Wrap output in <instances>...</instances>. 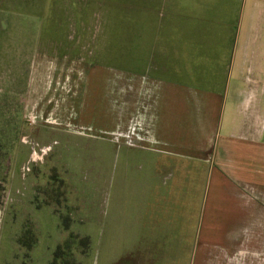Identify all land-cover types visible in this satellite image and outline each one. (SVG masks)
Returning a JSON list of instances; mask_svg holds the SVG:
<instances>
[{"label":"crops","instance_id":"0c3cea01","mask_svg":"<svg viewBox=\"0 0 264 264\" xmlns=\"http://www.w3.org/2000/svg\"><path fill=\"white\" fill-rule=\"evenodd\" d=\"M52 1L0 0V92L26 93L20 78L42 75L48 59L80 60L65 56L64 39L51 32ZM71 4L95 15L107 3ZM130 12L126 0L121 75L106 91L121 117L103 129L121 146L114 155L126 234L115 253L127 264H160L165 252L153 247L169 241L173 264H264V0H137ZM109 188L96 208L90 202L96 236L107 224ZM130 221L152 235L128 234Z\"/></svg>","mask_w":264,"mask_h":264},{"label":"rangeland","instance_id":"374dc122","mask_svg":"<svg viewBox=\"0 0 264 264\" xmlns=\"http://www.w3.org/2000/svg\"><path fill=\"white\" fill-rule=\"evenodd\" d=\"M125 1L106 0L105 6L96 5L95 15H79L72 12L71 0H53L50 18L58 25L51 32L64 39L65 56L80 60L48 59L42 75L20 78L29 85L26 93L0 92V264H127L115 253L122 231L126 234L121 155H114L121 146L103 131L121 117L119 101L106 97V91L109 80L121 75L120 8ZM127 2L135 17L137 0ZM135 31L129 29L134 47ZM50 52L58 54L56 48ZM95 67L103 68L88 75ZM49 127L70 133L41 131ZM106 182L112 201L103 236H96L99 218L90 217L89 206L92 202L96 208ZM132 222L128 234L152 235L147 228H132ZM162 228L159 221L156 234ZM168 242L152 246L165 252L160 264H173Z\"/></svg>","mask_w":264,"mask_h":264}]
</instances>
